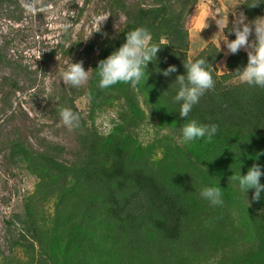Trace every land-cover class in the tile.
<instances>
[{"label":"trees","instance_id":"obj_1","mask_svg":"<svg viewBox=\"0 0 264 264\" xmlns=\"http://www.w3.org/2000/svg\"><path fill=\"white\" fill-rule=\"evenodd\" d=\"M97 1L109 15L106 29L92 34L87 42L80 38L67 43L63 36L57 45L64 59L82 61L93 76L79 88L68 86L69 91H63L51 109L56 120L60 107H71L80 115V127L72 129V144L65 147L42 138L34 146L24 133L9 141L4 154L7 165L21 161L46 188L44 194L53 196V221L43 234L50 249L42 252L54 264H74L72 258L77 259L75 264H192L202 258L195 256L196 251L205 254L210 247L222 251L219 264H224L227 257L239 256L225 257L222 250L225 246L226 251L234 252L230 248L235 237L256 234L264 245V220L258 210L264 205V194L253 201L252 190L246 197L231 178L239 168L243 175L253 163L264 166V156L252 158L264 151V89L240 83L233 75L247 63V53L242 49L228 54L221 71L223 52L213 44L192 59L188 57L185 21L199 0ZM236 2V9L248 21L264 17V4L249 8L247 0ZM116 17L122 20L117 28L113 24ZM138 26L148 28L153 42L162 46L156 61L148 64L144 85L118 83L98 88L93 70L98 61ZM204 56L215 86L184 120L178 114L179 105L172 102L177 90L173 82L177 75L185 74V63ZM169 65L176 72L167 77L155 71ZM7 84L18 89L15 81ZM80 96L89 101L86 114L75 105ZM3 101L9 106V95ZM115 102L118 123L109 133H99L92 126L95 111ZM192 119L218 125L211 142H182L180 129ZM141 124L152 126L159 146L142 145L127 132L131 125L136 129ZM155 148L160 151L158 158ZM217 181L224 202L213 207L199 193L203 186H216ZM27 221L33 228L35 221L25 220L26 226ZM5 222L12 224L11 217ZM248 226L251 229L244 231ZM155 246L164 252L154 255Z\"/></svg>","mask_w":264,"mask_h":264},{"label":"rangeland","instance_id":"obj_2","mask_svg":"<svg viewBox=\"0 0 264 264\" xmlns=\"http://www.w3.org/2000/svg\"><path fill=\"white\" fill-rule=\"evenodd\" d=\"M230 4L227 0H199L188 13L185 27L190 59L208 44L219 48L218 41L223 39V30L229 40L235 39L233 33L218 29L216 24V21H223L228 23L229 29L232 28L241 13L236 9V0L233 7ZM108 17L97 0H0V264H54L47 254L50 245H46L47 239L43 236L53 221V196L44 194L46 188L41 187L38 177L22 166L21 161L7 165L4 154L9 149V141L24 133L25 137L30 135L29 141L34 146L42 138L52 143H62L65 147L72 144L74 132L65 127L60 118H53L51 110L64 95L63 91H69L61 75L69 60L63 58L57 45L63 36H66L67 43L80 38L87 42L97 32L98 20L105 18L99 29H106ZM121 21L117 17L113 19L114 27H119ZM64 25L68 26L67 31ZM220 50L223 57L219 71L228 55L225 54L223 41L220 42ZM11 81L17 83L18 89L13 90L7 84ZM6 95H9V106L3 101ZM75 105L80 112H89V101L85 96L78 97ZM115 107L118 108V102L109 107L106 103L103 111H95L92 126L99 133H109L118 123ZM151 127L141 124L134 129L131 125L127 132L133 133L142 145L159 146V143H155L157 136ZM156 150L154 156L158 158L161 155ZM258 210L264 220V205ZM9 217L12 224L6 225L5 220ZM30 219L35 221L33 228L29 227V221L27 226L24 224L25 220ZM234 224L239 226L238 221ZM248 229H251L250 226L243 230ZM102 241V244H107L105 240ZM231 244L232 253L222 246L225 257L233 254L239 256L227 257L224 264H264L261 237L256 234L251 238L248 235L244 239L235 237ZM155 247L152 250L154 255L159 256L164 252ZM206 251L205 254L201 250L196 251L195 256L201 255L202 258L192 264H219L222 251L210 247ZM168 252L172 253L170 250ZM76 260L72 258L74 264ZM55 264L65 263L58 261Z\"/></svg>","mask_w":264,"mask_h":264},{"label":"clouds","instance_id":"obj_3","mask_svg":"<svg viewBox=\"0 0 264 264\" xmlns=\"http://www.w3.org/2000/svg\"><path fill=\"white\" fill-rule=\"evenodd\" d=\"M261 4H264V0H247L246 6L252 8ZM104 20L105 18L97 21L96 31L100 30L99 25ZM216 24L218 29H226L235 36V39L229 40L224 35L225 30L221 31L223 39L218 41L219 51L220 42L223 41L226 48L225 54L234 55L242 49L247 53V63L233 71L234 77L240 83L264 89V17H257L253 21L247 22L246 17L241 13L230 29L228 28V23L225 24L223 21L219 23L216 21ZM67 27V25L63 26L65 31H67ZM253 35L254 40H250L249 37ZM161 47L159 43L153 42L148 28L138 26L129 30L125 33L124 42L106 58L98 61L96 68L93 69L97 78V87L108 89L118 83L132 85L143 83L144 85L148 77V64L156 61L157 53ZM205 57L185 63V74L177 75L173 82L177 90L172 97V102L179 105L178 114L184 120L188 118L193 107L199 103L200 98L215 86V81L208 70V62ZM89 69H84L82 61L72 63L69 60L65 70L61 73L62 81L72 88H79L87 80L93 78ZM155 71L167 77L171 73L176 72V68L173 65H169L166 69L156 68ZM59 117L63 125L70 130L80 127L81 117L71 107H60ZM180 133L183 143L197 140L211 142L218 133V125L200 123L192 119L182 125ZM238 151L240 159L242 153L239 149ZM260 156H264V151L257 153L252 158L259 160ZM262 177H264V166L259 163H253L247 169L246 174L241 175L239 168L236 174L231 175L239 191L246 197L247 192L252 190L251 198L253 201L261 200L262 193H264V183H261ZM199 195L213 207L221 206L224 202L222 188L218 186V181L216 186H203Z\"/></svg>","mask_w":264,"mask_h":264},{"label":"crops","instance_id":"obj_4","mask_svg":"<svg viewBox=\"0 0 264 264\" xmlns=\"http://www.w3.org/2000/svg\"><path fill=\"white\" fill-rule=\"evenodd\" d=\"M227 1H228L229 3H231L230 6H232V4H234V1H235V0H227ZM232 7H233V6H232Z\"/></svg>","mask_w":264,"mask_h":264}]
</instances>
